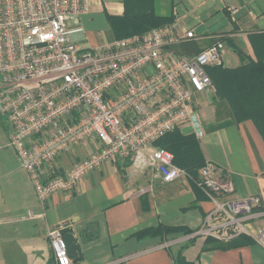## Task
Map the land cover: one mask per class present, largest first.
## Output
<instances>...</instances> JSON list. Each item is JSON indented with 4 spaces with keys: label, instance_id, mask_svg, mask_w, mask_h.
Segmentation results:
<instances>
[{
    "label": "built area",
    "instance_id": "obj_1",
    "mask_svg": "<svg viewBox=\"0 0 264 264\" xmlns=\"http://www.w3.org/2000/svg\"><path fill=\"white\" fill-rule=\"evenodd\" d=\"M87 2L0 0V116L9 127L7 145L40 204L72 192L110 159L127 160L133 172L152 170L163 183L190 176L152 142L175 128L204 135L196 96L212 95L206 68L219 63L224 43L180 51L195 35L169 24L83 48L68 29L81 22ZM87 140H97V149L63 172L54 170L58 156ZM196 182L212 204L202 233L219 239L245 234L264 248V225L254 229L250 222L264 216V208L254 210L262 205L259 195L229 197L230 179L208 161ZM65 228L47 231L54 264L71 262Z\"/></svg>",
    "mask_w": 264,
    "mask_h": 264
},
{
    "label": "crops",
    "instance_id": "obj_2",
    "mask_svg": "<svg viewBox=\"0 0 264 264\" xmlns=\"http://www.w3.org/2000/svg\"><path fill=\"white\" fill-rule=\"evenodd\" d=\"M87 5L81 22L68 29L83 48L123 32L110 17L144 16L151 11L178 32L192 30L198 50L223 34L218 65L234 68L242 63L233 47L246 60H258L264 0H88ZM211 97L196 96L195 109L204 128L198 140L201 156L227 174L233 187L229 197L257 194L264 206V138L250 119L216 118ZM8 133V125L1 121L0 179H7L5 186L0 183V264H50L53 253L47 231L58 226L68 228L81 244L83 258L71 259L70 264H264V248L251 239L221 248L205 244L203 236L188 241L192 235L180 233L136 237L138 231L159 224L199 228L212 204L191 176L163 183L152 170L133 172L127 160L110 159L86 174L72 192L55 193L40 204L27 172L7 145ZM98 145L97 140L75 144L57 157L54 170L63 172ZM16 173L17 178L8 179ZM250 222L254 229L263 226L264 216ZM91 229L97 236L81 241L80 233ZM230 240L221 239V244ZM180 253L183 259L176 261L174 255Z\"/></svg>",
    "mask_w": 264,
    "mask_h": 264
},
{
    "label": "trees",
    "instance_id": "obj_3",
    "mask_svg": "<svg viewBox=\"0 0 264 264\" xmlns=\"http://www.w3.org/2000/svg\"><path fill=\"white\" fill-rule=\"evenodd\" d=\"M110 20L118 23L117 28L119 30L123 29V32L115 35V38L125 37L157 26H163L166 22L165 18L154 16L151 11L145 12L144 16L133 17L124 14L120 18L110 17ZM260 37L262 39H258L257 41L259 44L257 61L246 60L243 52L239 48L233 47L241 59L242 63L240 65L234 68L216 65L210 69L207 68L206 71L213 85L211 98L213 100L216 118L219 120H232L233 122L250 119L264 138V33H261ZM217 39L224 41L226 37L222 34ZM181 49L183 52L188 51L187 53H196L199 51L195 41L191 39L182 43ZM198 139L192 134L184 135L175 128L160 136L152 143L158 148L171 152L173 163L186 170L196 182L197 170L206 162L201 156ZM261 208H264L261 204L254 207L256 210H260ZM69 231L68 228L64 229V233ZM192 232V230L184 226L159 224L138 231L136 237H162L163 235L172 233L189 235ZM96 236V233L92 229L84 230L80 233L81 241L83 242L90 241ZM191 239L194 238H190L188 241ZM230 239L229 242L223 245L221 244V239L214 236H207L205 244L221 248L234 247L250 242L251 238L245 234H239ZM174 256L176 261L183 259L181 253ZM50 264H54L53 256L50 259Z\"/></svg>",
    "mask_w": 264,
    "mask_h": 264
},
{
    "label": "rangeland",
    "instance_id": "obj_4",
    "mask_svg": "<svg viewBox=\"0 0 264 264\" xmlns=\"http://www.w3.org/2000/svg\"><path fill=\"white\" fill-rule=\"evenodd\" d=\"M157 27H160V26H157ZM157 27H154V28H157ZM139 33H141V32H139ZM135 34V33H134ZM132 35V34H131ZM129 36V35H128ZM222 36V34H220V36L219 37H221ZM126 37V36H125ZM120 38H123V37H120ZM106 39H103L102 40V42L103 41H105ZM216 40H218V39H216ZM222 42H223V40H221ZM224 45V44H223ZM222 56H223V53H222V55H221V58H222ZM216 65H218V63H216V64H211L209 67H212V66H216ZM204 95V94H203ZM205 96V95H204ZM0 120L1 121H5V119L3 118V117H1L0 116ZM0 121V122H1ZM177 129V128H176ZM177 130H179L182 134H184V135H194L193 133H191V131H190V129L187 127V128H183V129H177ZM194 137H195V135H194ZM197 138V137H196ZM201 138V137H200ZM198 139V138H197ZM199 140V139H198ZM152 148H158L157 146H155V145H152ZM19 174L18 173H16V174H12V175H9V177H8V179H10V177H12V178H17V176H18ZM7 178H4V179H0V183L1 184H3L4 186H5V180H6ZM0 184V185H1ZM255 211H256V209H254ZM208 212V211H207ZM206 212V213H207ZM205 217V216H204ZM203 220H204V218H203ZM203 220H202V222H203ZM201 228H202V224L199 226V228H197V230H193V232L191 233V234H189V235H192V236H190V238H194V237H196V236H200V237H198V238H201V236H203L204 238H206L207 236H211V235H208V234H205V233H202L201 232ZM196 231V232H195ZM183 236H188V235H183ZM249 237V236H248Z\"/></svg>",
    "mask_w": 264,
    "mask_h": 264
},
{
    "label": "water",
    "instance_id": "obj_5",
    "mask_svg": "<svg viewBox=\"0 0 264 264\" xmlns=\"http://www.w3.org/2000/svg\"><path fill=\"white\" fill-rule=\"evenodd\" d=\"M64 241L66 244V250L68 256L72 260L82 259L83 255L81 253V244L77 242L76 237L73 235L72 232L64 233Z\"/></svg>",
    "mask_w": 264,
    "mask_h": 264
}]
</instances>
